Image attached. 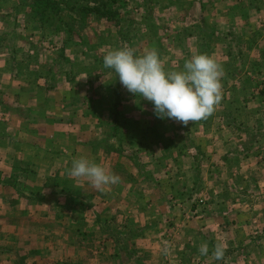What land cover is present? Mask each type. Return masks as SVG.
Instances as JSON below:
<instances>
[{
	"label": "rangeland",
	"instance_id": "1",
	"mask_svg": "<svg viewBox=\"0 0 264 264\" xmlns=\"http://www.w3.org/2000/svg\"><path fill=\"white\" fill-rule=\"evenodd\" d=\"M86 1H42L38 10L37 3L27 0L23 5L31 16L15 15V24L11 16L0 20L6 22L0 38L11 36L9 46L18 50L14 57L23 65L14 70L20 72L28 63L38 72L35 80L41 88L55 85L53 94L38 91L44 102L60 100L71 105L78 94L73 88L77 92L85 88L83 94H90L86 102L97 104L93 113L76 104L74 112L77 117L82 115L75 123L69 118L72 114L62 115L57 142L72 150L53 162L44 160L28 167L34 178L22 176L26 188L17 184L14 173L19 170L10 173L0 200L10 201L6 196L14 184L19 190L12 199L18 196L24 201L17 199L20 207L0 205V264H264V13L249 28L243 26L242 15L224 13L228 6H239L235 0H200L202 4L195 1L194 6L192 0V12L183 15V26L194 35L166 55L173 62L165 70H181L195 54L210 55L223 68L222 99L207 119L188 125L159 119L153 107L134 114L133 124L125 104L143 107L149 101L135 98L111 70L101 71L93 53L103 59L102 45L129 47L130 40L125 38L136 22L131 6L140 5L141 18L152 9L145 10L149 7L145 0H122L117 19L120 24L128 23V29L115 31L122 41L117 47L115 32L100 30L116 18L94 19L93 30L82 31L86 15L84 10L80 13L79 5ZM18 2L12 0L2 7L9 10ZM248 2L264 7V0ZM154 13L156 19L162 17L161 24L181 21L178 12ZM35 21H42V26L36 27ZM22 25H27L23 31L19 29ZM24 38H34L37 47L26 44ZM83 40H89L88 49H92L86 56L84 49L72 46L73 41ZM201 43L203 47L198 46ZM78 59L82 65H75ZM85 74H90L88 83ZM116 85L121 89L120 118L116 116L113 129L103 135L111 120L103 102L91 96L100 91L106 95L105 88ZM96 117L101 120L94 124ZM67 133L72 137L65 140ZM75 139L88 141L91 146L86 151L93 152L89 159L118 175V184L98 190L86 178L69 175L72 160L84 154V147L72 145ZM151 176L156 181L153 185L148 181ZM72 184H89L92 191L72 194V188L67 189ZM129 188L131 192H126ZM165 242L169 245L166 254L162 251ZM204 243L209 253L201 256L199 247ZM218 243L227 245L220 261L213 256Z\"/></svg>",
	"mask_w": 264,
	"mask_h": 264
},
{
	"label": "crops",
	"instance_id": "2",
	"mask_svg": "<svg viewBox=\"0 0 264 264\" xmlns=\"http://www.w3.org/2000/svg\"><path fill=\"white\" fill-rule=\"evenodd\" d=\"M10 1L12 0H0V20L1 18H8V16H11L10 19L15 24V15L19 16L20 14L24 17L28 16V6L23 5L27 0H20V2L17 3V6L9 8V10L4 9V7L2 6L4 4L10 3ZM145 1L149 2V7H145V10L152 9V12L146 11V16L144 17V19L141 18L144 13L140 11V5L131 6V15L135 18L136 22H134V24L131 26L129 30L130 32L127 38H125V41L130 40L129 48H132L137 55L141 54V51L145 48L155 49L158 52V55L164 65V68L167 70V64H172L173 62L171 59L167 58L168 55H171L172 48L176 46L183 47L184 41L187 40V37L194 35L192 34V32L187 33V28L183 26L185 22L183 21V15L187 14V12H192L189 8L191 7L190 2L192 0H177L175 2H173V0ZM195 1H199L200 4H202L200 0H193V6ZM121 2L122 0L119 1V3ZM146 2L144 3L145 5ZM161 2H164V6H160ZM234 2L236 4H239V6H235V8H230V6H228L224 13L229 15L234 14L235 16H237V14L242 15L245 21L243 23V26L249 25L250 28V23L254 24L255 21L257 22L256 16L264 13V7L256 8V6L250 4L251 2H248V0H235ZM135 9L136 12H134ZM156 10H158V12H161V14H163V12H165L166 14L178 12L181 21L178 22V24L174 25H172L171 23L166 24L165 21L163 24H161L162 17L160 19H156V17L152 16V14H155L154 11ZM36 11H33L32 16L35 17V15L37 14ZM148 12L152 13L149 15V17H147ZM29 15L31 16V14ZM101 17L102 16H100L98 13H95L94 11H88V13H86V23L81 25L82 31L88 32L87 30H93V24L95 23H93L92 21L94 19L98 20ZM120 22L118 20L116 22L110 23L109 25L108 22H106L107 24H103V28L100 30H104V32H108L110 30L114 32L127 30L128 23L123 25L120 24ZM5 23L6 22H0V35L1 31L4 30V28L6 27ZM42 24V21L38 23L35 21L34 23L36 27H40L42 26ZM26 28L27 25L19 26V29L22 31ZM202 29H205V27H202ZM116 32L115 35L118 38L115 40V44L117 45V47H119L122 45V41L120 38L121 35L120 33L119 35L116 34ZM184 32L188 34L186 35V37H184ZM172 38H174V40H171ZM19 39L22 40L21 38ZM29 40L32 42H30ZM23 41H26V44H28L29 46L37 47L36 43H34V38H24ZM3 42L5 43V45H2ZM10 42L11 36L7 37V39L0 38V198L4 196L3 193L6 192V189L8 188L6 184L11 178V172L13 174L15 171H20L14 173L17 176V184L23 183V187L26 188V184H24L25 181L23 180V177H27L31 174L29 173L30 170H28V167L36 165L39 166L40 163L44 162V160H52L51 162H53L56 159H60L62 155L72 150V147L70 145L67 146V149H65L64 145H62L63 147H61V144L57 142V138L60 137V126L63 125V114H72V117H66H69L70 119H72V123H75L76 119H80L82 115L80 114L79 117H77L78 112H74L76 104L79 106L87 107L88 110L92 113L94 112V108L97 106V104H91L86 102V99L90 98V94H88V96L83 94V92L86 90L85 88L79 89V92H77V90L73 88V91L78 94L75 97H72L71 105L66 104V102H61L60 100H56L58 101V103L53 102L51 104H48V102H44V99H42L38 93L40 91H43L42 95H44V92L51 91L53 94L56 90V88H54L55 85L54 87L47 86L41 88L39 86L38 81L35 80L38 76V72L35 73L33 68H30L28 66V63L26 64V67L24 66V68L20 70V72L15 71L14 67L20 68L23 65L22 62L16 61L17 59L14 57V55H16L18 50H16V48H10ZM94 44L96 45V42H94ZM101 45L102 44H98L96 46ZM108 45H110V43L107 42V46ZM72 46L84 49L85 56L88 54V52H91L92 50L88 49V46H90L89 40L77 42L73 41ZM198 46L203 47V43ZM101 47L105 52L117 49L105 48V45H102ZM93 55L96 65H98V67H102L101 71H104L103 69L105 68L103 66V59L101 58V56H98L97 52L93 53ZM28 56L29 55L27 54V62L30 61ZM77 62L78 63H76L75 65H82V63H79L82 62L79 59ZM15 65H18L19 67H16ZM107 70L109 71V69ZM89 75L90 74H85V83H88ZM64 78L67 79L68 83L71 82V78H69V76L66 75V77ZM73 81L74 78H72V82ZM115 88L117 89V85L115 87L107 86L104 90V94L106 95L101 96V94L103 93H101L100 91L99 93L101 94L94 93L91 96L92 99H96L98 101L100 100L101 102H103L106 117H109V119L111 120L110 123L106 122V131L103 135H107L109 131L113 129V123H117L116 116L117 118H120L117 115V109L119 104L117 106L113 105L114 97L112 95V90ZM119 91H121V89ZM125 105H127L126 108L130 111L129 114L130 117H132V121H127H130L133 124H136V120H133L134 114H137L141 111L146 112L148 109L153 107L151 102L143 105V107L137 105L134 102ZM98 119L101 120L99 117H96L94 124L98 121ZM109 119H107V121ZM67 137L72 136H70V133H67V136H65V140H67ZM76 140L77 139L72 141V145L77 143L78 146L84 147V154H82L90 158V155H92L93 152L91 153L86 151L89 146H91L87 144L88 141H82L79 139L77 141ZM60 150L63 151V153L60 152ZM191 157H194V155H192ZM29 178L34 177L30 175L28 179ZM148 181L151 185L155 184L156 182L152 176ZM13 187L14 190L12 191V193L7 196L5 195L6 199L10 201L4 202L3 199H1L0 205L5 206L6 204L11 205L14 203V205L18 204L16 206L20 207V202H23L24 200L18 196H16V200L12 199L11 196H15L13 193H16V191L18 192L19 190V187H15L14 184ZM71 188L72 194L77 191H92V189H90L92 187H90L89 184H84L80 187L76 186V184H72V186H68L67 189ZM77 188H80V190H77ZM122 191H124V187L122 188ZM126 192H131L130 188ZM17 199L20 201L19 203Z\"/></svg>",
	"mask_w": 264,
	"mask_h": 264
},
{
	"label": "clouds",
	"instance_id": "3",
	"mask_svg": "<svg viewBox=\"0 0 264 264\" xmlns=\"http://www.w3.org/2000/svg\"><path fill=\"white\" fill-rule=\"evenodd\" d=\"M103 66L111 70L120 84L133 96L151 102L159 119H170L183 125L207 119L222 99L223 68L208 54L199 53L186 60L179 71H166L152 48H145L139 55L132 48L109 50L103 56ZM69 175L86 178L91 185L103 190L105 186L118 184L120 177L109 169L81 155L72 160ZM227 245H215L213 256L223 260ZM165 242L162 251L166 254ZM199 253L206 256L209 248L200 245Z\"/></svg>",
	"mask_w": 264,
	"mask_h": 264
},
{
	"label": "trees",
	"instance_id": "4",
	"mask_svg": "<svg viewBox=\"0 0 264 264\" xmlns=\"http://www.w3.org/2000/svg\"><path fill=\"white\" fill-rule=\"evenodd\" d=\"M43 3H47V2H50L51 3V0H42ZM41 0H33L34 4L37 3L39 7L38 10L41 9V5L42 2ZM54 2H52V5ZM56 3H57V0H56ZM74 3V2H73ZM124 2H121L119 3L117 0H88L86 2H84L83 6L79 5L80 6V13L81 11H85V15L86 13H88V11L90 12H95V13H98L100 16L105 17V19L107 21H110L112 19H115V22L120 20V18L117 19L118 16H120V11L118 12V10H120V6L123 5ZM120 5V6H119ZM77 6V4L75 5ZM119 6V7H118ZM75 23V22H74ZM118 91L116 88L112 90V95L114 97V100H113V105L114 106H117L118 105ZM113 114V113H112Z\"/></svg>",
	"mask_w": 264,
	"mask_h": 264
}]
</instances>
